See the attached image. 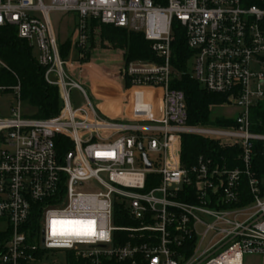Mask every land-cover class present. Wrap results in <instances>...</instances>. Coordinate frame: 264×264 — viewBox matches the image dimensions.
I'll list each match as a JSON object with an SVG mask.
<instances>
[{
  "label": "built area",
  "instance_id": "2783aa9c",
  "mask_svg": "<svg viewBox=\"0 0 264 264\" xmlns=\"http://www.w3.org/2000/svg\"><path fill=\"white\" fill-rule=\"evenodd\" d=\"M51 13L73 16L82 51L90 19L143 34L160 62L119 69L125 103L147 92L141 118L96 112L81 84L85 63L60 57ZM5 26L36 48L61 108L25 117L19 83L0 86L12 96L0 116V264H245L246 256L264 264V178L252 166L264 134L249 129V110L264 99V0H0ZM174 28L200 86L238 110L235 127L187 124L185 95L170 88ZM73 88L86 108L72 106ZM183 134L238 147L234 166L199 155L183 167Z\"/></svg>",
  "mask_w": 264,
  "mask_h": 264
},
{
  "label": "trees",
  "instance_id": "16d2710c",
  "mask_svg": "<svg viewBox=\"0 0 264 264\" xmlns=\"http://www.w3.org/2000/svg\"><path fill=\"white\" fill-rule=\"evenodd\" d=\"M95 30L99 31L100 49L120 52L123 65L131 61L160 62L142 33L104 25L98 20L90 19L87 23L86 48L83 51L76 48L77 53L82 52L84 54L82 60L85 63L91 56L90 51L95 47L91 45ZM72 32L70 31L68 37L59 43V54L62 59H67L70 52ZM173 36L170 59L172 70L170 88L181 90L185 95L188 114L187 124L197 127H235L233 117L210 119L212 107L223 104L226 101V95L206 91L195 78L188 74L186 64L192 58V52L186 46L183 30L174 28ZM0 61L7 67L0 66V86L10 87L18 82L21 103L31 110L30 114L23 116L41 119L53 117L59 113L61 100L57 87L49 85L45 81V68L39 65L36 56L33 54V48L25 40L17 37L16 29L13 27H0ZM128 86L127 80L124 81V87L127 88ZM3 93L5 95L10 94V90L7 89ZM249 124L252 133L264 134V99L249 110ZM60 141L58 139V143ZM180 152L183 167L194 164L199 155L214 159L223 158L229 165L234 166L233 159L238 154L239 148L221 147L211 138L183 134L181 136ZM252 152L253 169L258 176L264 178V142H254ZM151 184L148 178L146 187L150 188ZM68 262V264H82V262L74 260Z\"/></svg>",
  "mask_w": 264,
  "mask_h": 264
},
{
  "label": "rangeland",
  "instance_id": "374dc122",
  "mask_svg": "<svg viewBox=\"0 0 264 264\" xmlns=\"http://www.w3.org/2000/svg\"><path fill=\"white\" fill-rule=\"evenodd\" d=\"M44 4H48L49 0H42ZM50 18L52 20V25L54 27V31L56 36L58 37L59 42L65 40L68 37L70 31H73L74 20L71 14H63V13H51ZM71 43L73 42V33L71 34ZM94 45V49L90 51L91 56L86 63H89L87 66H84L82 69L81 75H84L85 72V80L81 83L83 89L85 90L86 97L89 102L96 110V112L101 116H106L108 118H113L115 115L119 116L124 120H138L141 118V111L137 109L138 106L146 104L148 101V96L146 91L139 92L133 98L132 105H124L122 103L125 102V97L123 95V87L124 83L121 77L117 78H109L107 72L105 70H116L121 69V62H117L122 58L120 52H115L116 56H112L117 61H109L102 60L103 58L108 59L111 56H101L102 59L94 60L95 53L98 51H102L99 46V31L95 30L92 36V43ZM113 52V51H109ZM33 54L37 55V50L33 48ZM93 55V56H92ZM84 54L77 53L76 47H73V43L71 44V50L68 54V61L76 67L77 64H81L83 62ZM94 60V61H93ZM92 62V63H91ZM123 62V59H122ZM85 63V62H83ZM186 70L189 75L194 78V59L191 58L186 64ZM121 72L118 71L115 73V76H120ZM74 78L79 81L78 76L75 75ZM70 98L71 103L74 108H86V99L85 97L76 89L70 90ZM121 102V103H119ZM118 103V104H117ZM139 105H138V104ZM12 104V96L10 94H1L0 95V116H7L10 105ZM109 104V105H108ZM140 108V107H138ZM237 109L228 106L221 105L215 106L211 109L210 119L214 120L217 117H225L232 118L236 115ZM20 113L22 115L30 114L31 110L26 105H20ZM60 261H64L65 253L58 252L56 254ZM245 264H261L262 258L246 256L244 260Z\"/></svg>",
  "mask_w": 264,
  "mask_h": 264
},
{
  "label": "crops",
  "instance_id": "0c3cea01",
  "mask_svg": "<svg viewBox=\"0 0 264 264\" xmlns=\"http://www.w3.org/2000/svg\"><path fill=\"white\" fill-rule=\"evenodd\" d=\"M103 55H105V56H111V57H109L108 59H106V58H103L102 59V57L101 56H103ZM93 56V55H92ZM112 56H116V53L115 52H109V51H98V52H96L95 53V57L96 58H94V60H96V59H102V60H109V61H117L115 58H112ZM104 57V56H103ZM121 58H122V54H121V56H120ZM93 60V61H94ZM117 62H121L122 63V59L121 60H118ZM90 63V62H89ZM89 63H85V64H83V66H82V68L84 67V66H87ZM92 63V62H91ZM83 70V69H82ZM106 72H107V74H108V76H109V78H117V77H119V76H115V73L116 72H118L119 70L118 69H116V70H113V71H111V70H105ZM83 72H84V70H83ZM85 74H86V72H85ZM85 74L84 75H82V80L84 81L85 80ZM123 95H125L124 94V89H123ZM119 103H121V102H119ZM118 104V103H117ZM122 104H124V105H129V104H131L132 105V103H122ZM138 104V103H137ZM109 105V104H108ZM139 105V104H138ZM144 105V104H143ZM143 105H141V106H138V107H140V108H138L137 107V109H139V110H142V107H143ZM142 113V112H141ZM111 119H115V120H124V119H122V118H120L119 116H114L113 118H111Z\"/></svg>",
  "mask_w": 264,
  "mask_h": 264
},
{
  "label": "water",
  "instance_id": "95a60500",
  "mask_svg": "<svg viewBox=\"0 0 264 264\" xmlns=\"http://www.w3.org/2000/svg\"><path fill=\"white\" fill-rule=\"evenodd\" d=\"M139 149L141 150L142 147L139 146ZM143 158H144V161H145V167H146L147 169L150 168V163L147 161L146 157L144 156Z\"/></svg>",
  "mask_w": 264,
  "mask_h": 264
}]
</instances>
